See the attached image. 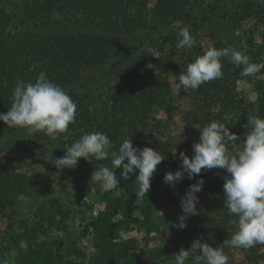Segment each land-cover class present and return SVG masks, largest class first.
Segmentation results:
<instances>
[{"label":"rangeland","instance_id":"374dc122","mask_svg":"<svg viewBox=\"0 0 264 264\" xmlns=\"http://www.w3.org/2000/svg\"><path fill=\"white\" fill-rule=\"evenodd\" d=\"M23 1L17 0L19 4ZM41 1L46 7L47 3L43 0H25L28 7L22 8L25 18H18V31L26 30L47 41L53 38V33L62 37H71L79 31L100 33L88 23L86 13L61 11L62 5L57 7L55 3H51L52 9L48 12L40 6ZM173 1H179L172 6V9H176L175 16L156 6L155 0H122L125 18L132 27L126 39H113L106 32L114 44L111 51L105 50L107 57L99 63L101 65L97 66L94 59H86V64L80 66L78 79L73 78L64 86L50 80L69 94L77 105L76 116L81 117L57 140H51L43 132L8 127L0 121V259L7 260L8 264H16V256L12 253L15 251V236L22 231L24 223L29 227L35 225L38 211L46 208L43 202L55 196L65 209L69 208V212H66L68 226L67 230H58L56 223L47 231L46 237L55 239L62 236L68 239L84 255V261H88L90 255L95 253L94 217L110 206L111 221L116 225L123 219L122 211H117L114 205L117 190L104 191L99 183L91 180V175L96 167H112V153H118L125 139H131L134 147H151L164 155L165 159L157 168L165 172H175L181 168V151L192 157L193 144L199 141V129L213 121L223 123L230 132L236 133L240 139L235 147H242L240 143L251 131L248 118L258 116L255 109L263 98L264 69L255 76L243 77V66L236 67L230 58L223 57L222 78L204 83L187 93L182 90L183 93L175 99L167 97L168 103L177 106L171 112L165 110L166 102L157 103L159 97L146 100L142 92L153 88L156 91L160 83L167 88L169 86L170 92H176L179 75L210 47H231L242 51L253 63H264V0ZM62 2L64 0L58 3ZM167 3H170L169 0ZM5 5L7 8L8 4ZM7 9L13 11L10 6ZM88 11L92 13L91 6ZM205 12L212 14L210 24L193 30L194 20ZM120 15L123 18V13ZM176 25L187 28L194 37L195 43L191 49L177 47L180 30L173 32ZM237 32L240 35H236ZM127 45L130 46V54L125 53ZM157 61L162 64L158 65ZM168 62L172 66L161 71ZM33 77L29 70L19 75L24 82L33 83ZM248 84H251L250 88ZM120 85L130 93V98L137 99V107L130 108L115 96ZM165 98L163 94L161 99ZM11 106L0 108V113L6 114ZM102 122H105L103 131L97 127ZM91 132H103L109 137L112 147L108 158H80L74 169L58 170L54 165L55 158H62L72 143ZM229 148L234 150L231 145ZM48 169L49 176L45 173ZM122 171V168L115 170L118 179H121ZM14 172L22 175L12 177ZM226 174L224 169H202L193 179H188L185 174L174 187L169 185L172 198L166 207L158 206L157 209L158 214L161 213L162 218L170 224L160 226V232H150L148 227H140L135 222L126 228L122 226L113 230L116 237L114 242H118L119 247H123V239H135L126 256L122 251V264L123 260L127 264H175L173 255L178 254L181 248L189 250L197 238L213 247L230 239L236 231L230 221L236 217L225 210L222 177ZM201 178L204 183L197 193L198 214L190 215L186 220L187 226L178 229L175 225L182 215L181 199L189 186ZM160 208L164 210L160 212ZM132 216L143 218L140 210H133ZM204 225L212 233L210 240L202 237ZM178 231H186L187 239L183 236L177 239ZM160 237L165 241L161 242ZM20 245L23 246L24 242L21 241ZM67 249L68 253L71 251L73 261L82 262L78 253L69 247ZM224 252L229 257V264H255L253 259L264 254V244L247 249L226 247ZM193 260L194 257H190L186 264H193ZM259 261V264H264V257Z\"/></svg>","mask_w":264,"mask_h":264},{"label":"clouds","instance_id":"9594fccd","mask_svg":"<svg viewBox=\"0 0 264 264\" xmlns=\"http://www.w3.org/2000/svg\"><path fill=\"white\" fill-rule=\"evenodd\" d=\"M236 35H240L239 32ZM178 48L191 49L195 43L194 37L187 28L178 33ZM228 57L236 67H242L241 76L251 77L264 69V63L256 64L242 51L228 47L208 48L203 55L198 56L187 65L176 81V95L180 90L187 93L196 90L200 85L223 76L221 58ZM249 88L251 84L247 85ZM77 115V105L69 94L58 84L50 81L46 72H40L34 83L18 80L13 90V103L9 111L0 113V121L8 127L26 128L30 132H43L55 141L61 133L68 130ZM251 131L241 142L242 147H235L240 137L230 132L223 123L210 122L200 130L197 143L193 144V155L189 158L183 151L179 154L181 168L175 172H167L164 182L175 186L185 174L188 179L198 176L202 169L215 168L226 170L222 177L225 210L236 219L230 221L236 231L230 239L221 245L211 246L201 239H195L189 250L181 248L174 254L175 264H186L194 257L193 264H229V257L224 248H251L256 244H264V118L251 116L248 123ZM229 145L234 147L230 150ZM112 144L106 133L91 132L71 144L62 158H55L58 170L74 169L80 158L94 157L105 160L109 156ZM176 154L173 153V156ZM112 167L100 166L91 175V180L99 183L104 191L117 189L120 179L115 170L122 168L121 179L128 180L130 174L135 178L138 199L148 193L151 179L157 166L165 159L164 155L151 147H134L131 139L122 141L118 153H112ZM125 161H127L125 163ZM115 169V170H113ZM203 179L191 184L182 197L180 206L182 215L175 225L178 229L185 228L190 215H197L196 205L199 203L197 193L202 190ZM0 264H8L0 259Z\"/></svg>","mask_w":264,"mask_h":264},{"label":"trees","instance_id":"16d2710c","mask_svg":"<svg viewBox=\"0 0 264 264\" xmlns=\"http://www.w3.org/2000/svg\"><path fill=\"white\" fill-rule=\"evenodd\" d=\"M46 7L43 6L41 1L40 6L46 9L48 12L52 9L51 3L58 4L57 7L62 5L61 11L77 12L82 11L87 14V21L92 24L100 33L79 31L71 37H62L56 33H53L51 40H42L44 37L28 32L17 30V20L19 17L24 19V11L22 8L28 7L25 0L22 4H19L17 0H0V108H9L13 103V90L17 84L20 74H24L27 70L31 71L36 77L40 72H46L49 80H55L57 83L69 84L74 78L78 79V74L81 65H85L86 59H94L97 62V66L101 65L104 58L107 57L105 50H112L113 42L111 38H124L126 39L127 34L131 30L130 21L125 18V8L122 6V0H64L62 3H58L60 0H43ZM124 1V0H123ZM144 2L145 0H140ZM156 6L160 9L163 8L165 12L174 13L176 9H172L174 3L179 1L169 0H155ZM173 1V2H172ZM184 1V0H183ZM5 3L8 7H12L11 12L6 8ZM184 3V2H183ZM168 5V7H166ZM219 6V4H216ZM92 7V13L88 11V7ZM207 9V8H206ZM204 12V11H203ZM123 13V18L120 14ZM29 13H27L28 15ZM29 16V15H28ZM42 17L44 15L41 14ZM210 12L202 13V15L194 20L193 30L208 26L213 17ZM30 17V16H29ZM28 18V17H27ZM23 23V22H21ZM20 23V24H21ZM183 27L176 25L173 32L180 30ZM107 33L109 36L106 35ZM169 38V37H166ZM125 53L130 54V46L125 47ZM98 57V58H97ZM158 65H161V61H157ZM172 66V63H166L161 68V71L168 70ZM175 66V65H174ZM95 67V66H94ZM175 71V70H174ZM33 77V83L35 82ZM76 79V80H77ZM167 84V83H166ZM123 85L118 86L117 93L115 96L119 98L120 102H125L130 108L137 107V99L130 98L128 92L123 90ZM158 90L155 88L147 91H143L145 99L157 98V103L162 104L166 102L165 110L171 112L177 109L168 103L167 97H173L174 99L178 96L176 92H170V90L163 84H159ZM170 92V93H169ZM180 93H183L181 90ZM165 94V99H161L162 95ZM171 94L172 96H168ZM263 98L259 101L258 107L255 109L260 118H264V90ZM73 97L74 95L71 94ZM78 96V94H76ZM252 107V104H249ZM77 118H81L76 116ZM75 121L69 124L68 127L74 126ZM105 122H102L97 127H101L103 131ZM142 148V147H139ZM126 162V161H125ZM46 175L49 176V169L45 171ZM167 172L156 169L152 179L151 186L148 193L138 199L135 191L137 188L135 178L138 175V170L135 174H130L128 180L120 179L117 195L114 200V205L117 211H122L123 219L116 223L111 221L110 206L100 215L94 217V245L95 253L90 255L88 261H84V255L74 247L73 244L69 243L68 239L64 237H57L50 239L46 236L47 231L51 229V226L57 225V229L67 230V214L69 208L65 209L55 196H51L43 202L46 207L45 210L41 209L38 211V219L35 225L29 227L24 223L21 227L22 231L19 232L14 238V250L12 253L16 256V264H122L120 256L127 255L129 246L134 244L135 239H123V247H119L118 242H114L116 239L113 230L119 228H126L131 223L135 222L140 227H148V231L160 232L159 227L162 225H168L165 219L162 218V214H158V206L166 207L168 201L172 198L171 193L168 191L169 185L164 182V176ZM22 173H13L12 177ZM218 191V190H217ZM220 192V191H218ZM117 203V204H115ZM113 205H111V209ZM157 209V210H156ZM133 210H140L143 214L142 219H136L132 216ZM164 208H160V212ZM59 215L58 218L56 216ZM175 228V227H174ZM111 231V232H110ZM202 237L210 240L211 231L204 225ZM117 233V232H116ZM183 236L187 239L186 231H178L176 238ZM161 242L165 240L160 237ZM21 241L24 245H20ZM71 248L80 255L81 261L77 263L70 258L67 248ZM6 250L9 247H5ZM258 253V252H257ZM260 259L264 257V254L257 255ZM259 258L253 259L255 264H259ZM123 264H127L126 260H123Z\"/></svg>","mask_w":264,"mask_h":264}]
</instances>
